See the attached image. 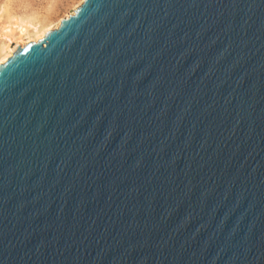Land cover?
Segmentation results:
<instances>
[{
  "label": "water",
  "instance_id": "1",
  "mask_svg": "<svg viewBox=\"0 0 264 264\" xmlns=\"http://www.w3.org/2000/svg\"><path fill=\"white\" fill-rule=\"evenodd\" d=\"M0 264H264V0H84L0 64Z\"/></svg>",
  "mask_w": 264,
  "mask_h": 264
},
{
  "label": "rangeland",
  "instance_id": "2",
  "mask_svg": "<svg viewBox=\"0 0 264 264\" xmlns=\"http://www.w3.org/2000/svg\"><path fill=\"white\" fill-rule=\"evenodd\" d=\"M78 0H0V38L4 28L18 18H36L53 22L70 12ZM45 19V20H44Z\"/></svg>",
  "mask_w": 264,
  "mask_h": 264
},
{
  "label": "bare ground",
  "instance_id": "3",
  "mask_svg": "<svg viewBox=\"0 0 264 264\" xmlns=\"http://www.w3.org/2000/svg\"><path fill=\"white\" fill-rule=\"evenodd\" d=\"M83 1L78 0L73 4L70 12H66L55 21L53 20V22L49 23H45L43 20L37 19V17L24 19L17 17L14 23L3 29L4 33L0 38V64L7 61L18 47H22L31 41H38L45 37L48 31L58 28L61 20L73 14L74 10Z\"/></svg>",
  "mask_w": 264,
  "mask_h": 264
}]
</instances>
